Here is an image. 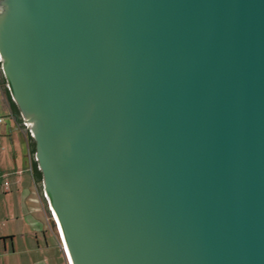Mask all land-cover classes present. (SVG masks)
Listing matches in <instances>:
<instances>
[{"label": "water", "instance_id": "1", "mask_svg": "<svg viewBox=\"0 0 264 264\" xmlns=\"http://www.w3.org/2000/svg\"><path fill=\"white\" fill-rule=\"evenodd\" d=\"M0 6L67 264H264V0Z\"/></svg>", "mask_w": 264, "mask_h": 264}, {"label": "crops", "instance_id": "2", "mask_svg": "<svg viewBox=\"0 0 264 264\" xmlns=\"http://www.w3.org/2000/svg\"><path fill=\"white\" fill-rule=\"evenodd\" d=\"M0 119V188H3L5 196H9L7 187L12 186L15 189L17 195L15 194L13 200L17 199L19 205L23 203L27 212L24 217H28V226L33 228L30 235L35 236V243L26 241L27 244H21L16 248L15 236L10 235L11 244L0 245V264H24L23 257L28 259L26 264H67L51 216L50 225L45 216L46 211L40 204V195L32 175L27 129L23 130L18 121L11 116L1 84ZM5 200L11 201L12 197H4ZM40 235L43 238L42 243L38 240ZM0 237L5 241V236ZM49 237L51 242L48 240Z\"/></svg>", "mask_w": 264, "mask_h": 264}, {"label": "rangeland", "instance_id": "3", "mask_svg": "<svg viewBox=\"0 0 264 264\" xmlns=\"http://www.w3.org/2000/svg\"><path fill=\"white\" fill-rule=\"evenodd\" d=\"M6 180L10 181V179H6ZM2 189L3 188H0V236L3 237L5 236V241L1 239L2 237H0V245H2V243H6V245L9 246L11 244L10 235L15 236L14 243L16 248L19 247L21 244L23 245L27 244V242L35 243L34 241L35 236L30 235V231L33 232V228H30L28 226V222H29L28 217L26 216L24 217L25 213L27 212L26 209L24 208L23 203L22 205H19L17 199L13 200L15 198L14 197L15 194L17 195L15 189L12 186L7 187V191H9L7 192V195L9 196H5ZM37 191L38 194L40 195L38 187H37ZM4 197H12V200L4 201ZM40 204L41 206H43L41 196H40ZM45 216L46 219L48 220V224L51 225V223L49 222L50 218L47 212L45 213ZM21 234H27V235L25 237H22L20 236ZM38 240L41 243L43 242V238L41 235L38 236ZM48 240L51 242L50 237L48 238ZM23 258H24L23 260L25 261L24 264H26L28 259H26L25 257Z\"/></svg>", "mask_w": 264, "mask_h": 264}, {"label": "trees", "instance_id": "4", "mask_svg": "<svg viewBox=\"0 0 264 264\" xmlns=\"http://www.w3.org/2000/svg\"><path fill=\"white\" fill-rule=\"evenodd\" d=\"M5 95H6V99H7V103H8V107H9L11 116L15 120H19V118H20L19 117L20 116L19 111H18L16 105L12 102L7 89H5ZM30 140H31L30 152H31V155L33 156L35 153V144H34L32 139H30ZM32 175H33V180H34L35 184H41V181H42L41 173L38 171L35 161H32Z\"/></svg>", "mask_w": 264, "mask_h": 264}, {"label": "clouds", "instance_id": "5", "mask_svg": "<svg viewBox=\"0 0 264 264\" xmlns=\"http://www.w3.org/2000/svg\"><path fill=\"white\" fill-rule=\"evenodd\" d=\"M5 8L3 6H0V17L4 15Z\"/></svg>", "mask_w": 264, "mask_h": 264}, {"label": "built area", "instance_id": "6", "mask_svg": "<svg viewBox=\"0 0 264 264\" xmlns=\"http://www.w3.org/2000/svg\"><path fill=\"white\" fill-rule=\"evenodd\" d=\"M0 122H1V119H0Z\"/></svg>", "mask_w": 264, "mask_h": 264}]
</instances>
